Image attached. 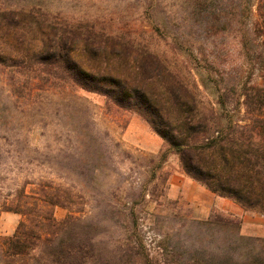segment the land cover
<instances>
[{"label": "rangeland", "instance_id": "1", "mask_svg": "<svg viewBox=\"0 0 264 264\" xmlns=\"http://www.w3.org/2000/svg\"><path fill=\"white\" fill-rule=\"evenodd\" d=\"M258 1L207 0V9L195 0H0V8L35 7L56 22L149 44L176 71L184 74L187 65L219 109L218 86L250 75L243 44L261 50L254 35ZM175 44L190 50L178 53ZM198 49L213 71L197 67L191 54L198 57ZM30 82L31 74L0 66V264L7 262V238L26 220L3 208L17 190L39 184L72 194L70 207L53 213L60 222L75 218L43 245L47 252L83 233L89 263L143 264L149 253L159 264H215L218 256L225 263L232 235L207 222L238 220L214 211L199 216L191 186L187 196H171L184 173L149 124L100 95ZM141 245L140 255L131 249ZM261 250L250 249L252 257L264 259ZM14 264L42 263L34 252Z\"/></svg>", "mask_w": 264, "mask_h": 264}, {"label": "trees", "instance_id": "2", "mask_svg": "<svg viewBox=\"0 0 264 264\" xmlns=\"http://www.w3.org/2000/svg\"><path fill=\"white\" fill-rule=\"evenodd\" d=\"M195 1L207 7V0ZM257 13L254 35L263 43L261 50L243 44L250 75L242 83L232 80L218 86L219 109L203 94L187 65L183 74L149 44L56 22L35 7L0 8V66L31 74L29 85L61 83L100 95L138 115L164 141L167 151L178 157L188 177L245 211L264 216V0L258 1ZM183 47L175 44L173 49L181 53ZM197 51L198 57L191 54L197 67L213 71L205 50ZM71 195L46 184L16 191L3 210L26 220L7 238L4 264L34 252L42 264H96L86 260L89 253L83 254L91 247L81 239L83 233L50 252L43 247L71 228L74 217L60 222L53 213L54 208L70 207ZM207 223L226 227L232 235L225 263L218 256L215 264H264L250 251L262 248L263 255L264 239L241 235L235 220ZM131 249L140 255L144 246ZM244 256L251 260H242ZM143 264L159 261L149 253Z\"/></svg>", "mask_w": 264, "mask_h": 264}, {"label": "crops", "instance_id": "3", "mask_svg": "<svg viewBox=\"0 0 264 264\" xmlns=\"http://www.w3.org/2000/svg\"><path fill=\"white\" fill-rule=\"evenodd\" d=\"M184 173V172H183ZM182 183L177 186L173 185L171 196L177 198L179 194L188 195L189 188H194V196H198L195 202L196 211L199 216L208 215L212 211L224 214L240 223V234L253 239H264V216L245 211L240 205L230 199L216 196L204 186L200 185L185 173L182 175Z\"/></svg>", "mask_w": 264, "mask_h": 264}]
</instances>
